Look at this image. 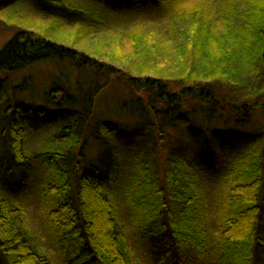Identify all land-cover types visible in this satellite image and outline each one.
Instances as JSON below:
<instances>
[{
  "label": "trees",
  "instance_id": "obj_1",
  "mask_svg": "<svg viewBox=\"0 0 264 264\" xmlns=\"http://www.w3.org/2000/svg\"><path fill=\"white\" fill-rule=\"evenodd\" d=\"M25 1L59 31L71 28L72 41L48 40L38 30L41 39L32 37L22 28L0 49V264H60L40 252L22 220L25 187L13 182L27 185L33 175L43 178L37 188L50 200L47 231L62 264H137L145 247L149 257L164 261L173 251L165 244L171 238L200 264H264V122L234 140L230 131L210 135L215 108L234 123L242 124L241 111L248 109L264 117V0ZM132 11L165 31L142 35L138 25L116 33L112 57L103 54L105 40L99 51L81 52L83 37L103 40L94 38L102 35L95 23ZM123 42L126 54L118 48ZM161 50L180 65L178 76L155 68ZM114 55L124 58L120 71L108 62ZM48 62L71 67L75 93L60 75L37 101H17L34 88L13 85L16 74ZM116 81L134 91L121 110L127 128L110 118L94 120L97 97ZM170 132L178 134L175 145ZM29 139L37 151L27 149ZM201 167L221 191L229 188L217 205L220 238L203 232L206 242L198 240L203 192L193 188V172L186 173ZM122 189L138 196L130 208L144 239L138 252L119 233L114 211Z\"/></svg>",
  "mask_w": 264,
  "mask_h": 264
},
{
  "label": "rangeland",
  "instance_id": "obj_2",
  "mask_svg": "<svg viewBox=\"0 0 264 264\" xmlns=\"http://www.w3.org/2000/svg\"><path fill=\"white\" fill-rule=\"evenodd\" d=\"M77 5L78 4H85L83 0H73ZM104 15H101V17ZM107 16V15H106ZM105 16V17H106ZM104 18H102V23L100 21V24H96L94 26H98L100 29L99 32L102 33L100 36L94 37L95 40L99 37H102L103 40L99 42H91L88 41V38L83 37L81 42L79 44H84V48L82 47V53L84 51H91L92 53L97 52V50H100V47L103 46L104 40L107 44V46L103 47L102 51H104L103 54L105 56H111V52L114 49V43H117L113 40H116L117 37L116 33L119 31H123L126 29L127 32H129L131 29L134 28V26H140V34H148L155 32L161 33L163 30L165 31V28L160 29L157 20L152 19L151 21H148L144 15H140L137 12H130L121 15V18L118 17L114 18V21H108ZM44 18L42 15L37 13L35 9H33L32 6H29L28 2L25 0H0V49L4 46L6 42H8L19 30L23 28L28 34L31 33L32 37H37L41 39V36L35 31L38 30L43 33L44 38L48 40H52L53 38L56 39V37H66L69 38L70 41H72V30L71 28L61 29L60 31L55 28V26L51 25V22L48 20L42 19ZM107 18V17H106ZM118 20V21H115ZM98 23V22H97ZM117 27V28H115ZM102 29V30H101ZM104 31V32H102ZM106 33V34H105ZM69 41V42H70ZM124 43V42H123ZM120 43L118 45V48H120L121 53L126 54L128 51L127 44L126 43ZM167 45V44H166ZM166 45H163L167 47ZM169 53L165 50H161L155 58L158 59L157 64L155 66L156 69L161 71L163 74L172 73L173 75L177 73V70H179L180 65L177 63L175 64L176 60L172 58L173 56H170L172 58V62H169ZM101 61L106 62V60L103 56L99 57ZM113 58L115 60L108 61L110 63V67L114 68L115 70H122L120 67H123L125 61L123 56H117L114 55ZM81 59V56H77V62H79ZM117 59V60H116ZM118 61V62H117ZM107 63V62H106ZM61 65L58 66L57 64H54V62H48V63H41L37 65H33L27 69L22 70V72L16 74L15 79L13 80V85H17L18 83H23L25 87H28L30 85L33 86V91L28 93L24 92V94L19 96V100L17 101H28L31 102L33 99L35 101L38 100V94L41 93L46 87L47 82L50 80H58L60 75L61 79L63 76L66 79V83L74 88L75 87V74L73 77L69 76L70 71H72L71 67L68 66L67 63L61 62ZM63 64H66L63 65ZM84 68V67H83ZM81 68V69H83ZM69 70V74H67ZM61 73V74H60ZM121 73V72H119ZM113 79L115 81V78L118 77L117 75H113ZM59 78V79H60ZM60 79V80H61ZM63 79V81L65 80ZM59 80V81H60ZM171 80V79H169ZM25 81H28V83H25ZM30 82V83H29ZM69 82V83H68ZM179 82L176 80L175 84ZM174 84V85H175ZM73 93H75L74 90L71 89ZM35 95H34V94ZM130 93H134V91L129 90L126 86H124L121 82L116 81L113 82L108 89H106L104 92L100 94V96L97 97L96 102V112L94 115V120H96L99 116L101 118H110L113 120L114 124L117 126L118 121L120 123L124 122V124H121L119 128H127L128 124L126 122V119L128 120V116L123 114L122 108L126 109L128 108V102L129 97H131ZM136 93V92H135ZM222 95H225V93H221ZM222 97V96H221ZM229 97V96H227ZM134 99V98H133ZM160 107V106H159ZM161 108V107H160ZM223 108H215L213 110V114L211 115L212 120V126L210 130L211 132L214 130L216 131H230V134L232 135V139L234 136L242 135L244 130H246L247 127L252 126H259V124H263L264 117H261V115H258L257 113H254V117L250 115L249 109L246 111H241L244 113V119H240L242 124L237 123L233 121V116L228 115L227 112H224ZM188 114V113H186ZM122 115L124 117H122ZM257 117V118H255ZM246 120L245 122H243ZM103 121V120H102ZM227 123H223L226 122ZM124 131V130H123ZM169 131V130H168ZM172 135V140L170 142L176 143V140L178 139V134L173 135L172 132H170ZM218 133V132H216ZM225 133V132H224ZM253 133V131H252ZM226 134V133H225ZM227 135V134H226ZM49 137V134L46 135V138ZM234 140V139H233ZM34 140L29 139L26 146L27 149L32 152L37 151L39 148V145H37L36 142H33ZM38 143H40L38 141ZM174 143V145H175ZM212 143V142H211ZM191 144V142H190ZM189 144V145H190ZM40 145H42L40 143ZM167 156V150L165 149L164 153H160L158 156V162L164 160ZM207 156V155H206ZM223 158L222 154L219 156H216L217 162L219 163L218 169L219 173L221 174L223 172L224 162L225 159ZM217 168V167H216ZM140 172V171H139ZM137 171L139 177L140 173ZM192 173L193 177V188L197 191H201L202 194H200V203H204L202 209H198L200 211L201 216L203 217L201 226V234L198 235L200 241H205V237L202 235V233H206V236H209L210 238H220L219 233H221L222 229L218 230V224L221 220V215H218V222H215V218L218 214V204L221 202V197H223L224 191H226L227 188H224L223 191H221L220 184L216 182V180L211 175V171H208V169H202L199 168L196 171L192 168H190L189 171L186 170V173L190 174ZM31 175V174H30ZM29 175V176H30ZM44 177L46 175H43ZM187 179L188 176L184 175ZM220 177V176H219ZM221 178V177H220ZM43 179V178H42ZM38 175H33L27 182V185L25 183H22V181H14L13 185L18 186L21 185L24 188L23 194L20 196V203H22V220L29 231V233L32 235L33 240L36 242V247L42 249L40 252L45 254L49 257V260H53L55 262H58L62 264V255L61 252L57 249L55 244L53 243V240L50 239V234L47 231V226L49 220V211L47 209L48 203L50 200H46L44 202V198L41 194V190L37 188V184L39 182L43 183V180ZM24 180V179H23ZM221 180V179H220ZM218 180V181H220ZM27 181V180H25ZM26 185V186H25ZM173 190V189H172ZM194 190V189H192ZM229 190V188L227 189ZM123 194H117L118 198L116 199V211H114L116 216V221L118 223V229L121 238L125 242L126 245L133 247L134 251L136 252L139 249V245L144 246V239H141L140 235L137 234L138 230L134 229V223H132L130 208L133 205H136V202L138 201V196L135 194V192L130 191L129 189L124 190L122 189ZM134 193V195L130 196V194ZM227 193L229 191H226ZM115 201V200H114ZM46 204V207L44 205ZM134 217V221L136 223L137 220H135L137 217ZM203 223V224H202ZM237 229H241L238 227ZM221 236V235H220ZM168 239V238H167ZM164 238L162 237V241ZM171 241H175L171 238L170 241L165 242L166 247L170 249V247L173 248L172 253L170 254L169 258L162 261L160 258L153 259L149 257L148 251H146V248L142 251V256L136 259L137 264H178V260L183 261V264H200L198 261L195 260V255L193 253L184 252L179 245L178 241L177 244L173 243ZM142 246V247H143ZM141 249H139L140 251ZM138 252V251H137ZM41 253V254H42ZM184 257H186L188 260H185ZM188 262V263H185Z\"/></svg>",
  "mask_w": 264,
  "mask_h": 264
}]
</instances>
